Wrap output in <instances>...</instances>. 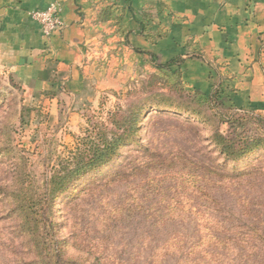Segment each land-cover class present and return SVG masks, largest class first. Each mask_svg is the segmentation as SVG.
I'll list each match as a JSON object with an SVG mask.
<instances>
[{"label": "rangeland", "instance_id": "obj_1", "mask_svg": "<svg viewBox=\"0 0 264 264\" xmlns=\"http://www.w3.org/2000/svg\"><path fill=\"white\" fill-rule=\"evenodd\" d=\"M164 71L133 79L121 91L99 94L73 115L68 109L54 111L42 98H29L12 76L0 73V264H99L101 253L107 264H152L161 240L197 232L202 209L190 190L193 181L231 210L236 223L264 232V177H220L209 142L216 131L228 137L242 133V127L259 137L264 127L257 120L264 117L225 108L219 98L204 101L185 91L178 75ZM141 108L146 110L138 118L135 141L66 191L49 195L47 182L63 172L76 149L112 129L119 110L117 121ZM226 121L242 127L233 123L232 130ZM145 146L174 164L165 161L132 182L101 189L86 202L79 199L84 190L116 173L129 151ZM258 155L261 169L264 154ZM135 156L131 153L128 161ZM245 163H233L228 171L244 170ZM157 179V185L132 195L131 186ZM22 207L29 210L26 229L19 227L17 210ZM163 216L166 225L159 223ZM255 253L257 264H264V250Z\"/></svg>", "mask_w": 264, "mask_h": 264}, {"label": "crops", "instance_id": "obj_2", "mask_svg": "<svg viewBox=\"0 0 264 264\" xmlns=\"http://www.w3.org/2000/svg\"><path fill=\"white\" fill-rule=\"evenodd\" d=\"M54 2L63 26L45 37L30 13ZM165 69L264 117V0H0V73L54 111Z\"/></svg>", "mask_w": 264, "mask_h": 264}, {"label": "trees", "instance_id": "obj_3", "mask_svg": "<svg viewBox=\"0 0 264 264\" xmlns=\"http://www.w3.org/2000/svg\"><path fill=\"white\" fill-rule=\"evenodd\" d=\"M157 68L162 69L163 67ZM11 79L14 81L13 77ZM213 98L214 96L210 97L211 102ZM144 110L146 109L141 108L133 113L129 112L131 113L128 114L130 119L124 118L122 115L118 121L117 117L121 111L115 113L113 115L114 120H112V129H105L99 133L95 140L84 142L83 149L80 151L76 149L75 156L63 168V172L54 173L47 182L49 195L54 198L56 194L66 191L77 179L106 165L118 155L126 144L135 141L134 138L138 136L137 133L140 129L137 124L138 118L142 117ZM242 113L249 115L248 112ZM237 121H226L225 123L233 130V123L238 125L236 128L242 127ZM257 121L264 127L262 119L258 118ZM247 133L248 130L242 127V133L239 134L233 133V135L225 137L216 131L210 137L209 142L216 153L214 160L218 162L217 168L223 172V174L220 173V177L221 175L230 179H243L247 176L252 179L264 177V168L259 169L256 165L261 160L258 154H264V130L259 137H253ZM131 153L137 157L135 156V160L128 161ZM165 161L174 164L175 160L164 159L162 155L146 146L131 150L116 173L109 179L84 190L79 199L86 202L87 198L93 197L101 189L124 182H132L137 175L146 173L148 170L151 171L163 165ZM239 161H246L244 170L235 168L231 169V172L228 171L231 164ZM210 174L218 176V172L211 171ZM158 183L160 181L157 179L145 183L144 186H131L132 195L138 194V190L145 186L149 188V185H157ZM190 190L199 200L202 209L198 217L195 236H170L161 240L157 249H155L154 253L156 255L153 256L152 264H166L168 260L171 261V264H257L254 257L255 250H264V232L250 223H236L233 220L235 219L234 216L231 215L232 211L215 199L206 189L200 187L196 181L191 182ZM12 196L16 197L15 195ZM164 203L163 201L159 206ZM125 206H127V203ZM127 208L130 209L129 206ZM165 209H170V207L165 206ZM28 212L29 210L26 207L17 210L18 215H20L18 216L19 227L26 229L30 225V220L26 217ZM164 217L159 223L166 225L169 220ZM97 259L99 264H107V258L103 253Z\"/></svg>", "mask_w": 264, "mask_h": 264}, {"label": "built area", "instance_id": "obj_4", "mask_svg": "<svg viewBox=\"0 0 264 264\" xmlns=\"http://www.w3.org/2000/svg\"><path fill=\"white\" fill-rule=\"evenodd\" d=\"M59 12L60 6L54 2L45 10L32 11L30 13V18L39 27L43 36L49 37L63 26L59 18Z\"/></svg>", "mask_w": 264, "mask_h": 264}]
</instances>
